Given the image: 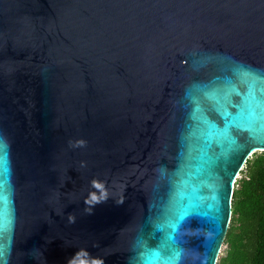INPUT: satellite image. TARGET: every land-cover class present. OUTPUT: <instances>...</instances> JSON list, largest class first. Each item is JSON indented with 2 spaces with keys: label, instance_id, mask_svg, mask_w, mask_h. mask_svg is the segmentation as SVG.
<instances>
[{
  "label": "water",
  "instance_id": "95a60500",
  "mask_svg": "<svg viewBox=\"0 0 264 264\" xmlns=\"http://www.w3.org/2000/svg\"><path fill=\"white\" fill-rule=\"evenodd\" d=\"M248 69L264 0H0L4 264H135L142 239L151 264H217L264 151L223 135L264 94Z\"/></svg>",
  "mask_w": 264,
  "mask_h": 264
},
{
  "label": "trees",
  "instance_id": "16d2710c",
  "mask_svg": "<svg viewBox=\"0 0 264 264\" xmlns=\"http://www.w3.org/2000/svg\"><path fill=\"white\" fill-rule=\"evenodd\" d=\"M241 173L224 241L227 255L217 264H264V151L254 152Z\"/></svg>",
  "mask_w": 264,
  "mask_h": 264
},
{
  "label": "snow or ice",
  "instance_id": "6c2138e0",
  "mask_svg": "<svg viewBox=\"0 0 264 264\" xmlns=\"http://www.w3.org/2000/svg\"><path fill=\"white\" fill-rule=\"evenodd\" d=\"M246 76L259 77L264 79V75L252 72L250 69L244 72ZM264 93V89H262ZM243 107L240 109V115L244 116L247 121L246 126H240L234 121H226V127L223 130V135L229 145L235 144L236 138L231 135L233 127H238L239 131H246L253 135L257 132L264 134V94L257 96L254 91L250 89L247 96L243 98ZM226 115H231L226 113ZM7 144L4 143L3 139L0 138V162H3L6 156ZM158 231L164 230V225L156 226ZM138 246L142 249L140 255L136 258L135 264H151V261L147 259V255L152 252L161 254V250L164 245H160L159 248H152L143 239L138 242ZM3 252L0 251V264H4L2 259ZM169 264H171V258H169Z\"/></svg>",
  "mask_w": 264,
  "mask_h": 264
},
{
  "label": "rangeland",
  "instance_id": "374dc122",
  "mask_svg": "<svg viewBox=\"0 0 264 264\" xmlns=\"http://www.w3.org/2000/svg\"><path fill=\"white\" fill-rule=\"evenodd\" d=\"M260 152V151H259ZM253 156V154L250 156V157H252ZM242 177V173H240L239 174V177H238V179L237 180H239V178H241ZM237 182V181H236ZM236 184V183H235ZM238 230V229H237ZM236 230V231H237ZM227 255V245L224 243V246H223V248H222V251H221V253H220V256L219 257H225Z\"/></svg>",
  "mask_w": 264,
  "mask_h": 264
},
{
  "label": "built area",
  "instance_id": "2783aa9c",
  "mask_svg": "<svg viewBox=\"0 0 264 264\" xmlns=\"http://www.w3.org/2000/svg\"><path fill=\"white\" fill-rule=\"evenodd\" d=\"M235 188V187H234ZM222 251V250H221Z\"/></svg>",
  "mask_w": 264,
  "mask_h": 264
}]
</instances>
